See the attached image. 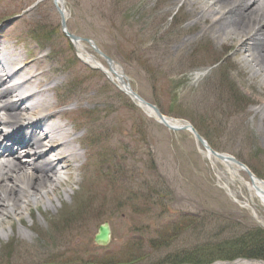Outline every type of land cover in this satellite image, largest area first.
Here are the masks:
<instances>
[{
    "label": "rangeland",
    "instance_id": "1",
    "mask_svg": "<svg viewBox=\"0 0 264 264\" xmlns=\"http://www.w3.org/2000/svg\"><path fill=\"white\" fill-rule=\"evenodd\" d=\"M37 1L0 0V41L9 52H22L18 64L43 66L41 90L55 102V122L66 124L74 138L69 146L80 156L61 171L63 185L50 206L26 198L18 218L0 210V264H194L209 258L217 242L241 240L247 227L264 228L258 200L249 203L236 183L226 187L218 174L224 168L207 159L192 135L148 118L83 64L53 1ZM185 1L64 0L67 30L92 39L137 94L209 134L218 151L264 180L258 88L264 72L252 75L239 36L221 41L212 30L202 32L197 12L211 0ZM180 214L196 216L202 228L181 231ZM104 222L112 241L100 247L93 239ZM228 256L212 264L239 259Z\"/></svg>",
    "mask_w": 264,
    "mask_h": 264
},
{
    "label": "bare ground",
    "instance_id": "2",
    "mask_svg": "<svg viewBox=\"0 0 264 264\" xmlns=\"http://www.w3.org/2000/svg\"><path fill=\"white\" fill-rule=\"evenodd\" d=\"M185 2L191 5L193 0ZM201 3L197 19L201 20L202 32L212 30L214 37L221 41L229 36L231 39L239 36L243 39L241 46L246 48L244 52L248 57L247 65L251 67L252 75L264 72V0H211L208 6L204 1ZM55 7L66 19L67 11L60 0L56 1ZM74 43L84 64L99 69L118 88L125 87L123 75L112 71L89 53L86 48L88 44L79 40ZM13 51L10 54L5 53L4 60L0 59V148L5 140L18 147L13 151L5 146L0 151V210H6L8 214L18 218L24 209L21 213H17L16 209L21 206L23 199L27 198L33 205L41 201H45L49 206L52 204L56 189L63 185L61 171L67 172L80 154L77 149L69 146L74 138L73 134L66 130V124L55 122V102L52 103L41 90L40 86L45 77L43 66L36 60L24 61L18 65V61L24 56L21 51ZM11 66L16 68L12 70ZM258 88L264 92V76ZM73 110L75 109L68 112ZM141 110L154 117L146 106ZM164 123L170 127L180 125L179 122L171 123L168 119ZM28 128H32V133H29V138L24 141L20 134ZM203 153L211 162H216L224 168L219 170L218 174L227 179L226 187L236 183L240 187L239 191L247 192L249 203L253 205L256 198L264 209V184L256 177L253 181L246 178L240 166L232 162L217 161L205 150ZM63 164L64 167L61 166ZM249 203L245 202L243 206L252 208ZM26 206L27 203L23 207ZM225 264L263 263L238 261Z\"/></svg>",
    "mask_w": 264,
    "mask_h": 264
},
{
    "label": "trees",
    "instance_id": "3",
    "mask_svg": "<svg viewBox=\"0 0 264 264\" xmlns=\"http://www.w3.org/2000/svg\"><path fill=\"white\" fill-rule=\"evenodd\" d=\"M244 100V99H243ZM246 100H244L245 102ZM243 102V103H244ZM246 103V102H245ZM203 134V133H202ZM205 138L212 144V139L209 134L205 135L203 134ZM121 171V170H119ZM122 172V171H121ZM124 174V172H123ZM196 216L190 214H180V221H181V231H186L191 228L199 229L202 228L203 223L202 221H199L195 218ZM178 228L175 227L174 230H177ZM173 232V230H172ZM246 236L245 238L241 240H224L217 242L214 247V251L212 254L208 255L209 258L203 260V262H194V264H209L211 262H214L216 259H223L224 256L230 255L229 259L237 257H251V258H262L264 259V231L260 229H249L245 232ZM244 234V235H245ZM248 245H250L249 249L245 251H235V250H246ZM208 248H211V245H203L201 250H208ZM230 252H234L233 254H230ZM249 251V253H248ZM227 252V253H226Z\"/></svg>",
    "mask_w": 264,
    "mask_h": 264
},
{
    "label": "water",
    "instance_id": "4",
    "mask_svg": "<svg viewBox=\"0 0 264 264\" xmlns=\"http://www.w3.org/2000/svg\"><path fill=\"white\" fill-rule=\"evenodd\" d=\"M62 22V28L65 26V22L64 20L61 21ZM71 39L74 40L75 37L73 36H70ZM84 41H88V40H84ZM100 53L97 49H96V53ZM102 54V53H100ZM103 58L105 59V61L107 63H109V65L111 66V70H115L114 69V66L113 64L111 63V60L109 59V57L107 58L106 56L103 55ZM123 92L131 97H133L139 105H145L147 106L152 112L154 115H156V117L158 118V120L161 122V123H164L165 121V118L160 114V111L159 109L155 106V105H152V104H149L147 103L145 100L141 99V97H139V95L133 93L131 90H130V87L127 85L126 89L125 88H122ZM178 129V128H176ZM190 130L192 135H194V137L196 138L197 141H199V143L201 145H203L208 151H210L213 155H215L219 160L220 159H228V156L226 155H222V154H217L215 153L209 145H207V143L205 142V140L201 137L200 134H198L196 132V130L194 129V127L190 124L186 125V126H183L180 130ZM230 159V158H229ZM232 160H234L233 158H231ZM230 159V160H231ZM248 175H250L249 171L246 170ZM252 175H250L251 177ZM94 245H100V246H105L107 245L110 240H111V235H110V228H109V225L105 222L103 224V226H100L99 229H98V232L94 235Z\"/></svg>",
    "mask_w": 264,
    "mask_h": 264
}]
</instances>
